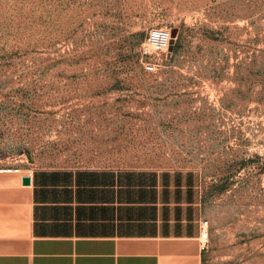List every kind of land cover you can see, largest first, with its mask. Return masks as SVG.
<instances>
[{
  "label": "rangeland",
  "instance_id": "374dc122",
  "mask_svg": "<svg viewBox=\"0 0 264 264\" xmlns=\"http://www.w3.org/2000/svg\"><path fill=\"white\" fill-rule=\"evenodd\" d=\"M8 168L190 173L202 264H264V0H0Z\"/></svg>",
  "mask_w": 264,
  "mask_h": 264
},
{
  "label": "crops",
  "instance_id": "0c3cea01",
  "mask_svg": "<svg viewBox=\"0 0 264 264\" xmlns=\"http://www.w3.org/2000/svg\"><path fill=\"white\" fill-rule=\"evenodd\" d=\"M204 218L190 173L0 169V264H202Z\"/></svg>",
  "mask_w": 264,
  "mask_h": 264
},
{
  "label": "built area",
  "instance_id": "2783aa9c",
  "mask_svg": "<svg viewBox=\"0 0 264 264\" xmlns=\"http://www.w3.org/2000/svg\"><path fill=\"white\" fill-rule=\"evenodd\" d=\"M172 40L171 28L159 27L152 28L144 37L141 43L142 54H150L151 52H162L169 48ZM143 69L145 72H155V65L151 61L144 62ZM209 223L207 220L201 222L200 245L204 249L208 242Z\"/></svg>",
  "mask_w": 264,
  "mask_h": 264
},
{
  "label": "water",
  "instance_id": "95a60500",
  "mask_svg": "<svg viewBox=\"0 0 264 264\" xmlns=\"http://www.w3.org/2000/svg\"><path fill=\"white\" fill-rule=\"evenodd\" d=\"M171 34H172V39H173L176 36V34H177V30L176 29H172L171 30ZM170 48H172V40L170 42ZM22 184L23 185H28L29 184V177L28 176L22 177Z\"/></svg>",
  "mask_w": 264,
  "mask_h": 264
}]
</instances>
